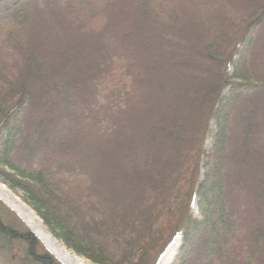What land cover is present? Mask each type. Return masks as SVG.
<instances>
[{
    "label": "trees",
    "instance_id": "16d2710c",
    "mask_svg": "<svg viewBox=\"0 0 264 264\" xmlns=\"http://www.w3.org/2000/svg\"><path fill=\"white\" fill-rule=\"evenodd\" d=\"M0 180L93 264H264V0H0ZM0 264H62L1 200Z\"/></svg>",
    "mask_w": 264,
    "mask_h": 264
},
{
    "label": "rangeland",
    "instance_id": "374dc122",
    "mask_svg": "<svg viewBox=\"0 0 264 264\" xmlns=\"http://www.w3.org/2000/svg\"><path fill=\"white\" fill-rule=\"evenodd\" d=\"M211 129H214L213 125L211 127ZM212 146V134H210V136L208 137L207 143H206V148L208 150L211 149ZM0 185H2L3 187H5V189L7 190H3L2 187H0V193L7 197L12 203H14L24 214V216L28 219L29 222L32 223L33 226H37L39 224L38 220L43 224V226L45 227V229L47 230V232L51 235V233L49 232V230L47 229V227L44 225V223L42 222V220L37 216V214L33 211V209L24 202L23 198H22V194L21 193H17L13 190H11L7 185L3 184L0 180ZM2 202H4L11 210H13L20 218L21 220L25 223V225L29 228V230L43 243V245L45 246V248L56 258L58 259L62 264L63 261L61 259H59V257L63 258L65 261H67L68 264H93L90 261L84 259L83 257H80L76 254H74L71 250H69L68 248H66L61 242H59L58 240H56L52 235L54 241L56 243H53L52 247L56 250V252L58 253L59 257L56 256V254L51 251V249L43 242L42 239H40V237L32 230V228L29 225V222L25 221L20 215L19 213H17V211H15L12 207H10L5 201H3L2 199H0ZM193 213L195 215L196 218L201 219V213L199 210V206H198V202L195 201V203L193 204ZM33 213L35 215V217L38 219H34L32 214ZM182 246V242L181 239H177L174 244L172 245V247L168 250V252L164 255V257L162 258L161 262L159 264H176L179 257H180V249Z\"/></svg>",
    "mask_w": 264,
    "mask_h": 264
},
{
    "label": "bare ground",
    "instance_id": "6f19581e",
    "mask_svg": "<svg viewBox=\"0 0 264 264\" xmlns=\"http://www.w3.org/2000/svg\"><path fill=\"white\" fill-rule=\"evenodd\" d=\"M0 187H2L4 191L6 190L5 187H3L2 185H0ZM0 199L5 201L10 207H12L15 211H17V213H19V215L25 221L29 222L28 219L24 216L23 212L14 203H12L7 197L3 196L1 193H0ZM31 214L34 219L38 220L33 213ZM38 222L39 224L37 226H33L31 222H29V225L32 228V230L40 237V239H42L43 242L51 249V251H53L56 254V256L59 257L56 250L52 247L53 243H56V242L54 241L53 237L47 232L43 224L39 220ZM59 259H61L64 264H68L67 261H65L63 258L59 257Z\"/></svg>",
    "mask_w": 264,
    "mask_h": 264
}]
</instances>
